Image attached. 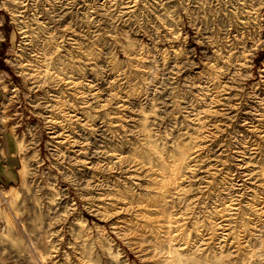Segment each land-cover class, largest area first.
<instances>
[{
  "label": "rangeland",
  "instance_id": "1",
  "mask_svg": "<svg viewBox=\"0 0 264 264\" xmlns=\"http://www.w3.org/2000/svg\"><path fill=\"white\" fill-rule=\"evenodd\" d=\"M0 12V264H264V0Z\"/></svg>",
  "mask_w": 264,
  "mask_h": 264
},
{
  "label": "crops",
  "instance_id": "2",
  "mask_svg": "<svg viewBox=\"0 0 264 264\" xmlns=\"http://www.w3.org/2000/svg\"><path fill=\"white\" fill-rule=\"evenodd\" d=\"M13 41L14 30L0 12V65ZM1 89L0 84V98ZM21 179V142L10 127L0 123V190L15 188Z\"/></svg>",
  "mask_w": 264,
  "mask_h": 264
},
{
  "label": "built area",
  "instance_id": "3",
  "mask_svg": "<svg viewBox=\"0 0 264 264\" xmlns=\"http://www.w3.org/2000/svg\"><path fill=\"white\" fill-rule=\"evenodd\" d=\"M0 189H1V185H0Z\"/></svg>",
  "mask_w": 264,
  "mask_h": 264
}]
</instances>
